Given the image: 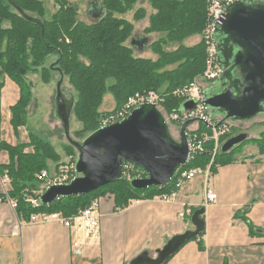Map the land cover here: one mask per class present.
<instances>
[{"label":"trees","instance_id":"obj_1","mask_svg":"<svg viewBox=\"0 0 264 264\" xmlns=\"http://www.w3.org/2000/svg\"><path fill=\"white\" fill-rule=\"evenodd\" d=\"M9 1L27 15L39 19L42 28L24 20ZM45 1L0 0V77H9L19 88V100L10 110V123L16 137L18 128L27 124V110L31 104L33 84L27 76L40 69L42 81L47 82L48 74L43 64L51 55L57 56L56 68L68 78L74 91L71 114L81 124L76 133L77 141L98 130L103 116L120 109L137 93L155 92L164 96V112L180 110L181 101L174 98L172 92L187 85L204 70L205 48L201 38L207 21L206 0H149L154 14L150 16L145 33L161 34L151 46L158 56L155 61L134 55L127 45L132 25L112 15L126 11L136 0H103L104 14L91 24L77 20L78 8L69 0H51L57 11L48 17ZM195 36H201L200 42L192 46L184 44L185 40ZM168 44L176 45L174 49L166 50ZM106 95L113 98L115 106L101 112ZM198 131L210 132V129L199 124ZM28 135V144L11 146L0 142V151L5 150L9 156V163L0 166V176L8 178L11 186L8 197L16 202L17 216L25 221L34 213H60L65 218L75 216L107 193L113 196L115 209H124L131 201L170 195L175 190V177L165 186L144 191L132 189L123 177L89 194L59 198L49 205L33 208L27 198L34 196L33 192L43 184L36 176L46 171L50 163L56 169L63 164L49 142L33 132L28 131ZM230 136L219 137L218 146ZM242 144L226 154H222L219 147L212 157L215 142L210 140L204 144V152L194 156L179 171L196 169L213 173L216 167L233 163L235 155L241 153L238 149ZM258 144V153L264 155V142ZM68 145V154H71L75 149ZM135 169L132 177L145 176L142 170ZM247 226L253 234L252 224ZM202 236L203 232L190 240ZM199 249H204L202 241H199ZM172 256L160 264H165Z\"/></svg>","mask_w":264,"mask_h":264},{"label":"crops","instance_id":"obj_2","mask_svg":"<svg viewBox=\"0 0 264 264\" xmlns=\"http://www.w3.org/2000/svg\"><path fill=\"white\" fill-rule=\"evenodd\" d=\"M128 41L129 47L135 44L132 38ZM18 100V86L0 77V142L11 146L29 143L27 128L19 127L16 137L10 123L11 107ZM8 163V153L1 150L0 166ZM194 171L170 202L157 196L115 209L113 196L100 197L96 234L79 223L71 228L24 223L6 201L11 186L4 188L0 176V264H130L142 255L156 259L171 239L194 230L193 210L201 208L203 236L183 244L165 264H264V155L243 150L213 173ZM206 190L217 196L207 206Z\"/></svg>","mask_w":264,"mask_h":264},{"label":"water","instance_id":"obj_3","mask_svg":"<svg viewBox=\"0 0 264 264\" xmlns=\"http://www.w3.org/2000/svg\"><path fill=\"white\" fill-rule=\"evenodd\" d=\"M9 3L24 20L42 28L39 19ZM213 37L222 74L218 82L204 91L203 104L221 118L220 123L247 122L264 114V0H240L230 5L216 22ZM137 43L141 50L146 39ZM55 70L59 74L55 115L61 123L64 138L77 153L76 177L69 184L49 186L40 196L41 205H49L59 198L86 195L121 180L124 163L145 173V177L130 181L131 188L137 191L167 185L188 163L186 130L194 121L184 122L178 140H175L164 117L151 104L141 105L124 120L101 127L82 141L73 139L70 135L73 96L65 98L61 86L63 76L58 68ZM194 107L193 101H186L179 111L186 112ZM247 138L245 133L230 137L220 146V152L229 153ZM203 213L204 208L196 210L191 217L194 230L171 239L157 251L156 259L142 255L130 264H160L166 260L186 241L204 231Z\"/></svg>","mask_w":264,"mask_h":264},{"label":"built area","instance_id":"obj_4","mask_svg":"<svg viewBox=\"0 0 264 264\" xmlns=\"http://www.w3.org/2000/svg\"><path fill=\"white\" fill-rule=\"evenodd\" d=\"M238 1L240 0H206L207 21L201 38L205 48L204 70L187 85L172 92V96L179 99L181 104L186 101H193L195 103V107L193 109L186 112H164L162 107L165 103L164 96L155 92H148L144 94L137 93L129 97L120 109L111 111L103 116L100 120L99 128L120 122L127 118L133 110L139 108L141 105L151 104L160 111L169 127V130L171 131L172 128H174L177 135H179L180 128L184 122L193 120L194 123L192 124H197L196 128L190 131L186 130L189 144L188 163L192 158H194V156L204 152V144L210 140L215 142V149L212 153L215 154L219 136L229 134L231 132V126L229 122L221 123V125L217 124L220 123V120L214 122L209 110L203 104L205 100L204 91L206 86L217 81L222 74V67L217 62V47L213 37V30L216 22L222 16L226 8ZM199 124L206 125L212 132V135L210 136L206 131H198ZM74 165L75 162L74 164H68V166H62L60 171L53 177H50L46 171H42L38 174L36 177L42 181L43 184L39 190L33 192L34 196L27 198V202L33 208H36L41 205L40 196L49 186L69 184L76 177ZM135 168L136 167L128 163L123 164V177L129 182L135 178H142L140 174L136 175V177L129 176L131 171L137 170ZM179 170L173 176L175 177V190L170 195L158 196V200L162 202H170L175 192L183 185V183L194 177L195 171L193 170L181 172ZM1 181L4 188H7L10 185L6 176H3ZM5 199L15 211L16 202L8 197V192L5 193ZM216 200V194H214L211 190H206L205 206L215 202ZM99 217L100 216L97 212V201H95L92 202L86 209L78 212L77 215L69 218L63 217L60 213H34L31 214L27 221L24 220V223L29 225H44L54 222L65 228H71L79 223L88 233L96 234L99 226ZM181 217H183V214ZM13 234L17 235L18 233L14 231Z\"/></svg>","mask_w":264,"mask_h":264},{"label":"rangeland","instance_id":"obj_5","mask_svg":"<svg viewBox=\"0 0 264 264\" xmlns=\"http://www.w3.org/2000/svg\"><path fill=\"white\" fill-rule=\"evenodd\" d=\"M102 1L103 0H69V2L72 5H76L78 8L77 20L84 24H91L94 21L98 20L104 14ZM44 7L46 10V15H48V17L57 11L56 5L51 0H46L44 3ZM139 11L141 13L139 14L138 18H135V15L138 14ZM152 14H154V10L150 6L149 0H136V2L132 4L130 8L127 9L126 11L120 13H115V12L112 13L114 17L123 19L132 25L133 30L130 38L135 40V44L137 43L138 40L137 38L146 39V43L142 51H138L139 48L136 47L138 43L136 45L133 44L131 46L134 55L139 58L155 61L158 58V56L152 50L151 46L154 42H156L160 38L161 34L154 32L150 34L145 33V29L149 26V19ZM130 38L128 40H130ZM200 38L201 36L191 37L185 40L184 44L186 46L195 45L198 42H200ZM127 42L129 43V41ZM175 45L176 44H168V46L166 45L165 49L172 50L174 49ZM56 61H57V56L51 55L46 58L43 64V67H45L48 74L47 82L42 81V75L40 69L35 74L32 73L27 76V79L33 84V87L31 89V94H32L31 104L27 110L28 112L27 124L25 127L27 128V131L33 132L43 140L49 142L53 146L54 150L59 154V159H60L59 161L63 164L62 166L65 165L68 166V164L70 163L74 164V162L76 161L77 153L76 151L73 150L74 151L73 153L68 154L67 149L69 148V145L66 139L64 138L61 123L56 118L55 115L56 85L59 80V74L55 70L57 67ZM212 85L213 83L207 85L205 90L207 88H210ZM62 88L64 93L67 95V97L72 93L74 94V91L71 85L69 84L67 77H63ZM114 106H115V102L113 98L110 95H106L103 99L102 105L100 107V111L101 112L110 111L114 108ZM211 114L214 122H217L218 120L221 121V118L219 116L213 113ZM229 124L231 126V131H232L229 133L231 134L230 137L241 133H245L248 136L247 140L244 141V144H242L239 147L238 149L239 152H242L243 150L245 152L247 151H255V153L258 152V146H259L258 142H264V115H259L254 119H252L251 121L235 122V123L229 122ZM196 127L197 124H192L191 126H189V128H187V131H190ZM80 128H81V124L78 123L75 117L71 114L70 135L73 139L75 140L79 139L77 138L76 133L80 130ZM170 133L175 140H178V135L174 130V128H172ZM209 133H210L209 135L211 136L212 132ZM229 134H225L222 136H226ZM223 143L224 142H222V144ZM221 145L219 146L217 145L215 153L218 152L219 147ZM214 155L215 154H212V157H214ZM237 155H239V153L236 154L235 157H237ZM61 167H58L56 169L55 165L50 163L46 172L50 177H53L60 171ZM132 175H134L133 171L129 173L130 177H132ZM108 195L112 196L111 193H107L105 196Z\"/></svg>","mask_w":264,"mask_h":264},{"label":"flooded vegetation","instance_id":"obj_6","mask_svg":"<svg viewBox=\"0 0 264 264\" xmlns=\"http://www.w3.org/2000/svg\"><path fill=\"white\" fill-rule=\"evenodd\" d=\"M219 80H220V78H219L217 81H215L214 83L218 82ZM214 83H213V84H214ZM68 97H69V96H68ZM68 97H67V95L65 94V98L68 99ZM262 115H264V114H262Z\"/></svg>","mask_w":264,"mask_h":264}]
</instances>
